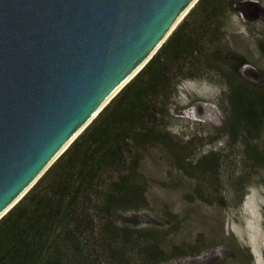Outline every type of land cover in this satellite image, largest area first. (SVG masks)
I'll use <instances>...</instances> for the list:
<instances>
[{"label":"trees","instance_id":"trees-1","mask_svg":"<svg viewBox=\"0 0 264 264\" xmlns=\"http://www.w3.org/2000/svg\"><path fill=\"white\" fill-rule=\"evenodd\" d=\"M243 2L196 3L145 68L0 219V264H171L196 254V246L166 248L164 232L123 217L149 206L142 166L155 149L198 187L220 182L222 150L195 153L193 139L183 143L170 132L169 106L183 83L219 90L223 151L240 152L242 174L228 189L233 208L254 186L252 173L264 184V73L260 83L245 79L248 58L220 48ZM164 215L172 228L180 224L172 212ZM228 238L230 253L253 263L250 248Z\"/></svg>","mask_w":264,"mask_h":264},{"label":"water","instance_id":"water-1","mask_svg":"<svg viewBox=\"0 0 264 264\" xmlns=\"http://www.w3.org/2000/svg\"><path fill=\"white\" fill-rule=\"evenodd\" d=\"M193 1L0 0V212Z\"/></svg>","mask_w":264,"mask_h":264},{"label":"rangeland","instance_id":"rangeland-1","mask_svg":"<svg viewBox=\"0 0 264 264\" xmlns=\"http://www.w3.org/2000/svg\"><path fill=\"white\" fill-rule=\"evenodd\" d=\"M243 3L231 15L220 48L245 55L250 62L241 69V75L260 83L264 73V0ZM218 98V88L204 82H187L181 85L169 109L174 117L170 132L183 143L193 139L195 153L222 150L220 182L201 183L198 187L195 179L185 176L165 153L155 149L142 166L149 182V206L123 216L134 219L141 229L164 232L168 249L174 245L198 248L196 254L179 256L171 264H264V184H259L260 179L252 173L254 186L242 205L233 208L228 189L242 174L240 152L223 151L227 139L222 115L215 105ZM166 211L178 217L176 228L167 222ZM231 235L250 248L253 263L230 253Z\"/></svg>","mask_w":264,"mask_h":264},{"label":"bare ground","instance_id":"bare-ground-1","mask_svg":"<svg viewBox=\"0 0 264 264\" xmlns=\"http://www.w3.org/2000/svg\"><path fill=\"white\" fill-rule=\"evenodd\" d=\"M195 3V0L188 5L183 11L182 13L179 15V17L175 20V22L172 24V26L168 29V31L166 32V34L164 35L163 39L161 40V42L167 37V35L172 31V29L181 21V19H183V17H185V15L188 13L189 9L192 7V5ZM191 12V11H190ZM160 42V43H161ZM159 43V44H160ZM159 44L156 46V48L159 46ZM155 48V49H156ZM154 51L144 60L142 61L113 91L112 93L108 96V98L100 105V107H98V109L84 122V124L66 141V143L60 148V150L56 153V155L54 156V158L50 161V163H52L61 153H63L64 151H67L66 149L68 147H70L69 145H72L74 139H76L78 137V135H80V133H82L83 129H85V127H87V125H89L91 123V121L94 119V117H96V115L101 111V109H103V107L105 105H107V103H109L118 93L119 91H121V89L123 87H125L131 80H133V78L143 69L145 68V65L147 63V61L149 60V58L153 55ZM155 56V55H154ZM72 143V144H71ZM49 163V164H50ZM36 181V179H34V181L24 190L22 191L16 198H14V200H12L1 212H0V219L8 212L10 211L12 208H14V206L26 195L27 191H29L30 187L33 185V183ZM37 184V183H36ZM35 186V185H34ZM9 213V212H8ZM6 216V215H5Z\"/></svg>","mask_w":264,"mask_h":264}]
</instances>
